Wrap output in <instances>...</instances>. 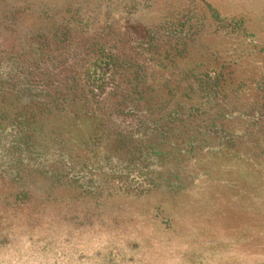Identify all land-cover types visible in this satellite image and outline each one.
Here are the masks:
<instances>
[{"label":"rangeland","instance_id":"1","mask_svg":"<svg viewBox=\"0 0 264 264\" xmlns=\"http://www.w3.org/2000/svg\"><path fill=\"white\" fill-rule=\"evenodd\" d=\"M40 54L105 131L0 113V264H264V0H0V90Z\"/></svg>","mask_w":264,"mask_h":264},{"label":"trees","instance_id":"2","mask_svg":"<svg viewBox=\"0 0 264 264\" xmlns=\"http://www.w3.org/2000/svg\"><path fill=\"white\" fill-rule=\"evenodd\" d=\"M48 39L50 40V38ZM43 45H45V42H43ZM43 56L44 54H40L38 59L33 60L31 65L23 68L21 73H17L18 75L20 74L21 76H24L23 78H21V76H18L19 78L11 77L10 79L15 82L9 84L7 88H2L0 90V100H2L3 102L9 101L6 104V106L8 107H6L5 110H0V113L5 115L10 113L9 117L11 124L15 127H23V131L26 134V142H30L32 138H34V135L36 136V138L38 137L36 133L42 132V122H44L46 120V117L50 116L53 111H57L58 113L61 111L63 112L67 107L71 108L72 113L70 115L72 117L88 118V120H91V125L94 129L93 131L89 132V139L93 137L96 138L97 136H102L105 130H100L99 128L102 125L101 117L98 116L99 114L97 113L99 109L96 108V111L90 110V108H88L86 104L88 103L89 105L90 98H88L87 96H84V99H81L80 97L77 98V95L75 93L76 84H74L73 82L67 87L66 83H70L69 80H67L68 82L66 83L56 81L51 82V73L49 72V70L38 72L40 68L38 67L37 61L43 60ZM108 57L109 60L112 59L111 56ZM2 84L4 83H0V85ZM99 88L100 87H97L96 89ZM37 89L39 90V94H36ZM71 89L74 92H71ZM41 94H43V97L41 96ZM22 98L27 100V102H21ZM65 104L67 106H65ZM7 109L10 110L7 111ZM103 123L104 126H108L107 123ZM109 140L110 138L106 139L107 143H109L105 147L106 150L108 149L109 151L121 146V143L123 141L120 138L117 140V142L114 140ZM132 147L133 148L130 147V149H132L133 152H127V154L132 155L133 157H135L136 155L142 156L143 149H146L145 151H154L156 149L151 145L144 146L143 148V146L141 145L138 146L133 144Z\"/></svg>","mask_w":264,"mask_h":264}]
</instances>
